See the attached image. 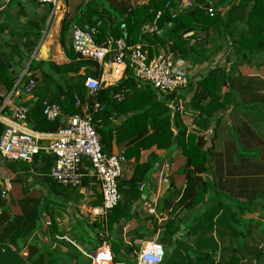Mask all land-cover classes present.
I'll return each mask as SVG.
<instances>
[{
    "label": "crops",
    "instance_id": "0c3cea01",
    "mask_svg": "<svg viewBox=\"0 0 264 264\" xmlns=\"http://www.w3.org/2000/svg\"><path fill=\"white\" fill-rule=\"evenodd\" d=\"M148 2L63 0L55 13L51 6L46 8L38 0H0V125L4 131L17 127L46 142L54 133L40 131L35 111L49 104L61 107L63 115L58 120L66 127L69 117L81 113L76 107V100L81 98L75 97L76 114L71 107L61 106L63 99L59 101L57 91L63 80L51 64H68L69 55L76 53L72 46L73 28H90L86 15H92L94 24L104 7L115 19L126 7ZM190 4L191 0H182L180 6L189 8ZM229 9H222L221 16ZM66 15L75 24L64 36L63 46L61 26ZM107 25L108 20L101 29L99 45L114 38ZM145 26L135 43L127 39L126 27L123 38L129 44L143 46L151 57L169 49L166 41L156 43L143 37ZM237 27L242 29L243 24ZM161 34L163 31L158 32ZM190 34L191 43L202 47L203 52H191L186 58L174 53L185 64L190 85L167 96V106L172 115L180 113L179 128L186 131L182 141L187 145L185 153L181 142L175 143L171 153L145 140L137 146L130 144L131 130L126 136H117L116 130L134 113L103 112L98 117V112L93 113L92 122L104 151L110 155L122 153L126 158L119 182L123 201L107 217L94 215L93 210L102 204V195L89 164L83 165L81 186L65 191L53 188L48 180L52 179L50 172L55 162L52 156L41 154L35 161L24 163L0 154V202L8 213L20 215L22 209L36 210L41 204L36 228L28 237H20L15 243L0 240V264H130L132 258L138 264L141 249L153 241L165 249L162 264H264V54L253 57L245 50L239 55L230 35L221 38L215 28ZM97 66L83 67L79 74L91 73L89 77L101 83L99 91L118 88L128 74L133 76L123 66L111 63L109 57L104 66ZM214 72L222 73L221 85L209 77ZM5 74L14 81L11 90ZM31 79L36 88L26 93L24 88ZM135 82L138 92L145 91L147 83ZM205 88L216 94L217 104L208 106L211 97L207 95L200 98V103L195 100L197 90ZM151 89L156 101L163 103L161 94ZM114 96L112 101L121 103ZM82 101L91 106L98 102L91 92ZM178 104L182 107L180 112L176 111ZM19 108L27 112L24 120L16 118ZM171 129L177 136L180 129L175 121L171 122ZM152 132L149 129L148 136ZM202 142L203 147H199ZM139 145L143 146L140 150ZM186 156L193 159L191 170L203 164L207 168L206 173L197 175L205 183L207 193L199 194L194 202L180 204L187 186L182 172ZM137 166L147 170L138 183L139 195L134 198L128 183ZM6 180L13 188L3 198ZM115 244L124 259L117 256ZM31 247L36 250L32 255ZM105 253L111 257L99 259Z\"/></svg>",
    "mask_w": 264,
    "mask_h": 264
},
{
    "label": "trees",
    "instance_id": "16d2710c",
    "mask_svg": "<svg viewBox=\"0 0 264 264\" xmlns=\"http://www.w3.org/2000/svg\"><path fill=\"white\" fill-rule=\"evenodd\" d=\"M65 1L67 2L68 0ZM181 1L182 0H149L147 4L141 6H136L134 8L133 6L126 7L115 19H111L109 9L104 7L103 12L99 15V19L94 24H91L92 15L89 14L86 15V17H89L88 23H90L91 27H98L99 33L96 37L98 44L100 43L99 35L102 33L101 29L105 25L106 20H108L107 26L110 27L114 39L123 38V27H126L127 34L129 35H127V39H132V43L138 40L144 25H152L156 21L157 32L144 33L142 36L156 43H164V41H166V43H169L166 46L169 47L171 52L179 53L184 58L190 55L191 52H203L202 47L197 48L191 43L192 35L190 33L197 30L206 31L211 28L218 30L219 37L221 38H225L227 34L230 35L237 44V53L239 55H243L245 50L253 57L264 54V0H191L189 8H182L180 6ZM209 4L210 8L207 9ZM112 5L115 10L120 12L117 5L115 6L113 3ZM226 7H230V9L227 11L226 15L221 16L222 9ZM159 13L160 17L157 19ZM169 20H171V26L168 25ZM74 24L75 23L70 19L69 15L64 17L61 26V43L63 46L64 36L71 31ZM238 24H243L242 29L237 27ZM81 28L86 29L83 27ZM160 31H163V34L158 35ZM236 31L237 38L235 37ZM69 58L71 61L68 64L52 63L51 67L63 80L62 84L58 86L57 91L59 101L63 99L61 106L67 105L71 107V112L76 114L77 112L74 107L75 97L86 100L89 91L85 87V82L89 75H92L91 73H87L81 76L79 72L83 67L98 66L94 61L85 59L76 53L73 54V56L69 55ZM203 58L206 59V57ZM2 66H5L4 63ZM128 71L130 73V70ZM216 74L218 75L216 76ZM212 76L213 79L216 80L214 83L221 85L222 73L214 72L209 77ZM209 80L210 78L206 80V83ZM5 81L8 89L11 90L14 83L12 76L5 74ZM146 86L147 89L145 88V91L138 92L135 79L132 75L128 74L126 81L118 86V88H108L98 91L94 96L91 95L96 101L105 105V108L95 114V117L100 116L103 112H120L122 114L134 113L116 130L117 136H126V134H129L128 130H131V135L128 138V141L131 140L130 144L137 146L141 141L145 140L151 143V146L156 145L158 149L171 151V153L174 152L175 143L181 142V147L185 153L187 145L182 141L183 138H185L186 131L183 128H179L181 127L180 113L172 115L171 109L167 104L156 101L153 89H151L152 86ZM119 92L125 93V100L121 103L113 102L112 97ZM197 92L196 99H194L198 101V103H200L201 97L206 98L205 96L207 95L211 97V105L208 106L217 104L216 101H218V99L216 98V94L213 95L212 91L205 88L203 90L198 89ZM172 95L173 94L169 97ZM122 108H126V111ZM43 109L44 107L35 111L37 125L40 131L55 133L60 127H64V125H60V120L58 119L54 122L48 121L43 115ZM108 109L109 111H107ZM172 121H175L176 127L180 129L177 136L172 132ZM149 129L153 130L150 136H148ZM3 131L4 127L0 125V137ZM199 147H203V142L200 143ZM141 148H143V146L141 147V145H139L138 150ZM145 148L148 147H144V149ZM37 157L38 156L35 157V160ZM206 159L207 157L205 156L203 163H206ZM192 166V157L186 156L182 172L185 176L187 186L180 204H186V202L190 200L194 202L199 194L204 195L207 193L205 183H203L201 178L197 177L198 174L206 173L207 168L203 164L191 170ZM142 169L144 170L143 173ZM146 170L147 169L143 167L140 168V166H137L134 176L128 183L130 186V193L134 198L139 195L138 183L142 181V175L145 174ZM48 180L53 188H60L65 191L71 189L62 187L52 179ZM188 206L187 204V207ZM40 207L41 204H37L36 210L30 211L25 208L24 210L22 209L20 215H10L7 208L0 202V240L5 242L9 240L11 243H15L20 237H28L36 228V221L40 216ZM34 252H36V250L31 247L30 254L32 255Z\"/></svg>",
    "mask_w": 264,
    "mask_h": 264
},
{
    "label": "built area",
    "instance_id": "2783aa9c",
    "mask_svg": "<svg viewBox=\"0 0 264 264\" xmlns=\"http://www.w3.org/2000/svg\"><path fill=\"white\" fill-rule=\"evenodd\" d=\"M42 5L51 6L54 12L61 8L63 0H38ZM160 17V13L157 19ZM145 33L157 32L156 21L144 28ZM98 27L88 29L73 28L72 46L77 54L85 59H90L105 65L107 57L110 62L130 70L137 81L150 84L160 94L170 96L180 90H186L190 85L189 75L185 64L178 60L174 53L164 48L159 54L151 57L141 45L129 44L126 38L109 39L105 44L99 45L96 37ZM86 89L94 96L101 88L98 79L89 77L85 82ZM36 88L35 80L31 79L26 85L25 92L32 93ZM124 93L114 96V100L122 102ZM93 104V103H92ZM76 107L80 114L68 118V125L55 132L51 139H43L36 134L20 131L17 127L5 129L0 137V154L4 157L31 163L35 157L43 154L54 158V165L50 177L57 184L78 188L81 186L85 163L90 165L91 176L99 184L102 195V204L93 210L97 217H107L123 201L119 182L123 175L126 158L122 153L107 154L101 144L96 128L92 122L93 113L103 109L99 102L89 103L76 100ZM93 110V111H92ZM182 107L178 104L176 111ZM26 110L19 108L16 118L24 120ZM43 115L48 121H56L63 115L58 104L46 105ZM168 181V180H166ZM13 186L9 180L5 181L2 197L7 198ZM102 255L99 259H109V254ZM99 255V256H100ZM165 258L164 247L153 241L141 249L138 264H162Z\"/></svg>",
    "mask_w": 264,
    "mask_h": 264
},
{
    "label": "rangeland",
    "instance_id": "374dc122",
    "mask_svg": "<svg viewBox=\"0 0 264 264\" xmlns=\"http://www.w3.org/2000/svg\"><path fill=\"white\" fill-rule=\"evenodd\" d=\"M147 85H150V84H147ZM151 86V85H150ZM160 99H161V102H163L164 104H167L168 102H170L169 98L166 96V95H163L161 94L160 95ZM115 251L117 253V256L120 257V258H123V256L121 255V252H120V249L119 247L115 244ZM124 259V258H123ZM130 264H137V260L136 258H132V259H129L128 261Z\"/></svg>",
    "mask_w": 264,
    "mask_h": 264
},
{
    "label": "water",
    "instance_id": "95a60500",
    "mask_svg": "<svg viewBox=\"0 0 264 264\" xmlns=\"http://www.w3.org/2000/svg\"><path fill=\"white\" fill-rule=\"evenodd\" d=\"M46 8H48V6L46 5ZM169 25H171V20L168 21ZM171 184V180L169 182V185Z\"/></svg>",
    "mask_w": 264,
    "mask_h": 264
},
{
    "label": "bare ground",
    "instance_id": "6f19581e",
    "mask_svg": "<svg viewBox=\"0 0 264 264\" xmlns=\"http://www.w3.org/2000/svg\"><path fill=\"white\" fill-rule=\"evenodd\" d=\"M118 207H119V206H118ZM118 207H117V208H118Z\"/></svg>",
    "mask_w": 264,
    "mask_h": 264
}]
</instances>
